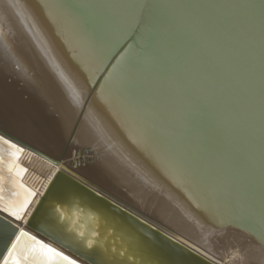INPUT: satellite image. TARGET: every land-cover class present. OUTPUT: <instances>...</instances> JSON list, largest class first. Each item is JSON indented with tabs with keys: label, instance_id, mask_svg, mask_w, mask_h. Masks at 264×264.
<instances>
[{
	"label": "water",
	"instance_id": "1",
	"mask_svg": "<svg viewBox=\"0 0 264 264\" xmlns=\"http://www.w3.org/2000/svg\"><path fill=\"white\" fill-rule=\"evenodd\" d=\"M9 2L17 14L15 24L27 26L30 38L43 46L41 54L54 60L43 67L45 71L88 77L74 130L99 116L101 127L92 122L101 147L154 182L155 193L169 192L172 207L197 225L205 241L230 233L245 237L251 251L264 249L260 219L264 202V19L259 9L252 12L243 7L250 0H143L180 7L150 10L162 22L145 50L152 59H141L131 69V83L144 103L141 112L130 109L124 71L117 66V52L132 41L101 58L71 31L74 17L114 20L122 13L121 9L83 5L131 4L136 0H26L27 7L23 0ZM42 20L50 28H37ZM100 106L106 107L104 112ZM85 113L89 116L82 121ZM144 124L147 139L138 131ZM0 132L40 157L59 163L19 138ZM90 144L83 150L91 151ZM176 154L195 163V176L185 179L175 172L169 161ZM60 166L97 197L196 257L209 264H225L205 247L207 241L195 243L178 229L137 210L64 164ZM202 174L205 181H201ZM26 227L84 264H95L90 256L84 258L33 228L30 220Z\"/></svg>",
	"mask_w": 264,
	"mask_h": 264
},
{
	"label": "bare ground",
	"instance_id": "2",
	"mask_svg": "<svg viewBox=\"0 0 264 264\" xmlns=\"http://www.w3.org/2000/svg\"><path fill=\"white\" fill-rule=\"evenodd\" d=\"M23 1L27 7L26 0ZM9 4V0H0V130L59 161L52 163L0 132L5 139L24 148L19 163L27 172L21 182L37 193L30 206L32 215L20 227L81 264L84 263L77 257L28 229L27 222L30 220L33 228L84 258L90 256L95 264H141V258L146 264H209L97 197L72 179L60 166L64 164L137 210L178 229L195 243L203 245L207 241L205 247L225 264H264V249L251 251L245 237L229 233L205 241L197 225L186 221L172 207L169 199L173 200V196L169 192L155 193L154 182H148L111 150L107 152L101 147V141L94 135L99 136L94 123L103 125L99 116L74 130L77 112L86 97L81 95L87 93L83 88L88 85V77L82 72L74 75L45 71L43 67L54 60L41 54L44 48L30 38L27 26L15 24L17 14ZM37 24L41 31L50 28L44 20ZM57 62L62 68V63ZM91 104L86 102L84 108L87 110ZM104 109L100 106V111ZM93 112L96 117V110ZM88 116L85 113L82 121ZM89 144L92 150L84 151L83 146ZM4 152L7 159L6 146ZM3 174L7 194L11 178L6 169ZM61 208L66 220L58 219L57 209ZM79 232L84 233V238L93 239V248L84 246ZM93 233L98 235L94 237ZM7 240V235L0 236V251L5 249ZM122 252L135 253L136 258L120 255Z\"/></svg>",
	"mask_w": 264,
	"mask_h": 264
},
{
	"label": "snow or ice",
	"instance_id": "3",
	"mask_svg": "<svg viewBox=\"0 0 264 264\" xmlns=\"http://www.w3.org/2000/svg\"><path fill=\"white\" fill-rule=\"evenodd\" d=\"M83 7L122 10L121 15L114 20L74 17L71 20V31L76 37L86 41L89 48L97 52L101 58H106L117 49H121L127 41H132L126 49L117 52L120 56L117 66L124 71L130 109L135 112L145 110L142 98L131 83V69L141 59L144 62L152 59L145 50L149 41L158 34V28L162 22L158 21L150 10L180 6L152 5L143 0H136L131 4L83 5ZM243 7L252 12L259 9L264 19V0H260L259 4L255 0H250ZM138 131L142 137L147 139V124L142 125ZM5 146L7 147V159H5ZM24 151V148L0 135V236L7 235L8 237L5 249L0 251V264H77V260L20 227V224L25 223L26 218L32 215L30 206L33 205L34 197L37 195L21 182V178L27 172V169L19 163ZM169 162L175 172L185 179L197 173L195 163L187 161L179 154L173 155ZM5 169L11 178V190L7 194L3 174ZM205 180L206 176L202 174L201 181ZM217 191H219V186ZM57 213L58 219H67L62 208L57 209ZM260 219L264 223V202L261 204ZM78 235L84 238L83 232H79ZM92 235L95 237L98 233ZM261 239L264 240V233ZM83 243L89 249L94 247L93 239L84 238ZM120 255H125L130 259L136 258L135 253L122 252ZM141 264H146L143 258H141Z\"/></svg>",
	"mask_w": 264,
	"mask_h": 264
}]
</instances>
